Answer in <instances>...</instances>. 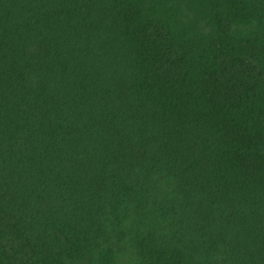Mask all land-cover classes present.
<instances>
[{"label": "trees", "instance_id": "obj_1", "mask_svg": "<svg viewBox=\"0 0 264 264\" xmlns=\"http://www.w3.org/2000/svg\"><path fill=\"white\" fill-rule=\"evenodd\" d=\"M0 264H264V0H0Z\"/></svg>", "mask_w": 264, "mask_h": 264}]
</instances>
